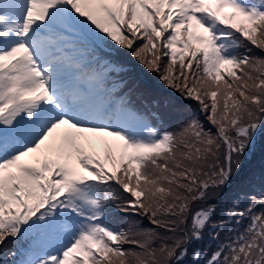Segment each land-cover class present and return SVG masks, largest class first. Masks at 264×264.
<instances>
[{
    "label": "snow or ice",
    "instance_id": "snow-or-ice-1",
    "mask_svg": "<svg viewBox=\"0 0 264 264\" xmlns=\"http://www.w3.org/2000/svg\"><path fill=\"white\" fill-rule=\"evenodd\" d=\"M254 49L264 0H0L6 264H264V186L221 199L264 133Z\"/></svg>",
    "mask_w": 264,
    "mask_h": 264
},
{
    "label": "trees",
    "instance_id": "trees-1",
    "mask_svg": "<svg viewBox=\"0 0 264 264\" xmlns=\"http://www.w3.org/2000/svg\"><path fill=\"white\" fill-rule=\"evenodd\" d=\"M258 144V148L260 147V156L258 161L252 165H245L239 172L238 176L234 178L233 184L231 188L224 191L222 194V199H227L233 195V193L240 189L249 187L259 190L262 186H264V134L260 135L256 142ZM122 219V217H120ZM215 219V217H214ZM145 227H149L148 223L143 222ZM243 227V224L241 225ZM226 231V229L224 230ZM221 239H223V232L221 235ZM207 241V235H205V241L199 244L194 245L193 247H203ZM191 250V248L189 249ZM188 261H191V253L187 257Z\"/></svg>",
    "mask_w": 264,
    "mask_h": 264
},
{
    "label": "rangeland",
    "instance_id": "rangeland-1",
    "mask_svg": "<svg viewBox=\"0 0 264 264\" xmlns=\"http://www.w3.org/2000/svg\"><path fill=\"white\" fill-rule=\"evenodd\" d=\"M262 134H264V133H262ZM262 134H258L256 139H258V137ZM259 156H260V147L258 148V144L255 143V145L253 147H250V149L248 151H246L244 156L242 157V163H241V167L239 169V172L246 164L247 165L255 164L258 161ZM239 172L236 174V176L234 178H236L238 176ZM120 217H122V220H129V219L138 220V219H140L139 217H136V216H125L123 214H120ZM143 222L148 223L147 220H144ZM121 226H126V225H121ZM142 226L145 227L144 224H142ZM7 243H8L7 248H8L9 253L16 251L17 243L15 241H8ZM124 247L127 248L128 245H125ZM191 251H192V249L189 250V254L191 253ZM0 258L6 259L3 255H0Z\"/></svg>",
    "mask_w": 264,
    "mask_h": 264
}]
</instances>
